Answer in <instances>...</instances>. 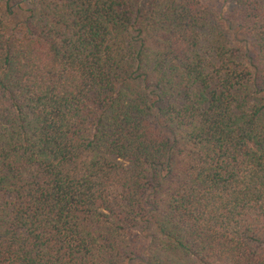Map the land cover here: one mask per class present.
<instances>
[{
    "label": "trees",
    "instance_id": "16d2710c",
    "mask_svg": "<svg viewBox=\"0 0 264 264\" xmlns=\"http://www.w3.org/2000/svg\"><path fill=\"white\" fill-rule=\"evenodd\" d=\"M26 1L0 264H264V0Z\"/></svg>",
    "mask_w": 264,
    "mask_h": 264
},
{
    "label": "rangeland",
    "instance_id": "374dc122",
    "mask_svg": "<svg viewBox=\"0 0 264 264\" xmlns=\"http://www.w3.org/2000/svg\"><path fill=\"white\" fill-rule=\"evenodd\" d=\"M202 1L215 9L223 6L222 2H217V0ZM232 6H223L226 14L233 9ZM28 8L29 5L26 0H12L9 4L6 0H0V19L4 21L8 34H20L21 30L24 29V24L28 16Z\"/></svg>",
    "mask_w": 264,
    "mask_h": 264
}]
</instances>
